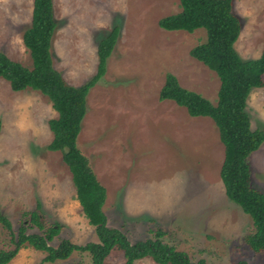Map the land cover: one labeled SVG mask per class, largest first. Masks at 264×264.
<instances>
[{
	"label": "rangeland",
	"instance_id": "obj_1",
	"mask_svg": "<svg viewBox=\"0 0 264 264\" xmlns=\"http://www.w3.org/2000/svg\"><path fill=\"white\" fill-rule=\"evenodd\" d=\"M34 0H0V51L32 67L23 33ZM57 28L52 38L54 66L66 80L81 85L98 68L97 47L115 27L119 38L104 77L90 90L88 112L78 145L107 187L104 205L111 227L135 242L161 238L209 264H264L246 236L255 231L250 215L229 199L220 177L225 149L214 121L192 116L171 99L160 100L166 74L216 103L220 79L190 50L205 42L198 28L166 30L159 20L181 10L180 0H53ZM242 22L235 47L244 58L264 47V0H233ZM246 110L253 128L264 129V86L251 90ZM58 116L41 91L11 88L0 77V249H11L21 230L40 232L38 212L47 228L60 223L61 239L96 241L95 227L77 199L72 173L60 151L47 148L53 138L49 120ZM249 161L253 185L264 192V142ZM46 252L27 245L7 264H42ZM114 249L104 264H123ZM45 264H93L86 252ZM137 264H158L146 257Z\"/></svg>",
	"mask_w": 264,
	"mask_h": 264
},
{
	"label": "trees",
	"instance_id": "obj_2",
	"mask_svg": "<svg viewBox=\"0 0 264 264\" xmlns=\"http://www.w3.org/2000/svg\"><path fill=\"white\" fill-rule=\"evenodd\" d=\"M180 6L179 12L162 17L158 23L166 30H206V41L192 47L190 54L218 75V97L213 103L201 93L182 86L178 77L168 72L159 99H171L190 115L208 116L214 121L225 149L220 177L226 195L253 220L255 231L246 236L248 245L256 252L264 251V192L252 183L249 161L251 153L264 142V129L252 127L246 110L251 90L264 86V47L256 58H244L236 49L242 22L233 10V0H180ZM56 28L53 0H34L31 23L23 33L32 67L0 51V77L8 80L15 91L32 87L51 100L58 116L49 120L53 138L47 148L62 153L72 173L77 199L95 227L97 240L78 244L65 238L54 246L50 242L60 234V223L46 228L40 214L33 212L32 222L41 231L21 230L12 238L11 249H0V264L9 263L27 245L46 252L42 264L68 259L75 251L88 253L93 264H104L114 249L123 252V264H137L146 257L158 264H209L204 258L193 260L187 252L164 241L161 232L155 238L132 242L124 231L108 224L104 209L107 187L79 147L78 137L88 112L89 92L106 74L108 59L119 38V27L115 26L100 40L97 71L81 85L69 83L54 66L51 44ZM1 128L0 120V132ZM0 222H7L1 210ZM239 264L249 263L242 260Z\"/></svg>",
	"mask_w": 264,
	"mask_h": 264
}]
</instances>
